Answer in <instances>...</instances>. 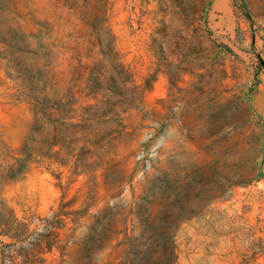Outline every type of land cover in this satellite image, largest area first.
<instances>
[{
  "label": "rangeland",
  "instance_id": "1",
  "mask_svg": "<svg viewBox=\"0 0 264 264\" xmlns=\"http://www.w3.org/2000/svg\"><path fill=\"white\" fill-rule=\"evenodd\" d=\"M0 264H264V0H0Z\"/></svg>",
  "mask_w": 264,
  "mask_h": 264
}]
</instances>
